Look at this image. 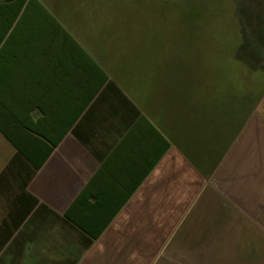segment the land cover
I'll return each instance as SVG.
<instances>
[{"label":"crops","instance_id":"0c3cea01","mask_svg":"<svg viewBox=\"0 0 264 264\" xmlns=\"http://www.w3.org/2000/svg\"><path fill=\"white\" fill-rule=\"evenodd\" d=\"M41 1L0 59V264H213V233H264L243 104L198 112L113 0Z\"/></svg>","mask_w":264,"mask_h":264},{"label":"rangeland","instance_id":"374dc122","mask_svg":"<svg viewBox=\"0 0 264 264\" xmlns=\"http://www.w3.org/2000/svg\"><path fill=\"white\" fill-rule=\"evenodd\" d=\"M113 1L125 21L147 27L145 38L165 64L179 66L182 86L195 91L198 112L214 113L237 100L244 108L247 102L246 126L264 132V0ZM40 4L0 0V41L6 42L0 59L27 52L18 40L34 37L42 21L34 24L27 12L13 24L19 7ZM212 247L213 264H264V233H213Z\"/></svg>","mask_w":264,"mask_h":264},{"label":"trees","instance_id":"16d2710c","mask_svg":"<svg viewBox=\"0 0 264 264\" xmlns=\"http://www.w3.org/2000/svg\"><path fill=\"white\" fill-rule=\"evenodd\" d=\"M7 1H12V0H7ZM249 106H250V104H247V102H246V107H244L245 117H246V113L248 112L247 109H249ZM239 110H240V108H239Z\"/></svg>","mask_w":264,"mask_h":264}]
</instances>
